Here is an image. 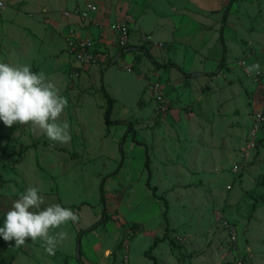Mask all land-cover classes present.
Listing matches in <instances>:
<instances>
[{
    "label": "rangeland",
    "instance_id": "374dc122",
    "mask_svg": "<svg viewBox=\"0 0 264 264\" xmlns=\"http://www.w3.org/2000/svg\"><path fill=\"white\" fill-rule=\"evenodd\" d=\"M0 1V62L30 65L57 85L68 100L61 122L71 136L65 144L52 142L41 130L0 120V227L29 187L40 189L42 208L60 204L79 217L62 226L68 238L55 255L40 240L17 248L0 237V264H154L148 251L159 264H264V75L254 85L233 76L237 59L215 76H176V69L167 75L147 49L150 58L136 49L146 39L128 51L130 23L112 25L113 39L106 41L89 34L94 25L103 27L92 19L68 28L26 7L37 0ZM74 11L64 16L77 17L65 15ZM263 15L264 9L255 26ZM123 25L130 30L125 48L117 41ZM67 29L96 41L102 59L81 64L49 50L55 39L64 46ZM103 88L116 102L112 120L133 124L142 145L132 133L123 144L127 124L108 129ZM152 187L169 202L166 215ZM105 214L111 220L82 236L79 247L80 232Z\"/></svg>",
    "mask_w": 264,
    "mask_h": 264
},
{
    "label": "crops",
    "instance_id": "0c3cea01",
    "mask_svg": "<svg viewBox=\"0 0 264 264\" xmlns=\"http://www.w3.org/2000/svg\"><path fill=\"white\" fill-rule=\"evenodd\" d=\"M229 2L230 0H37L36 4L32 2L26 7L34 10L36 6L43 10L48 15V24L68 27L79 22V18H67L64 16L65 11L87 4L97 6L98 10L91 12V19L103 27L90 26L89 34H104L106 41L112 40V25L130 23L129 41L132 47L143 43L144 38L146 41L143 45L162 65L175 64L184 73L208 75L216 71L224 57L220 22H223ZM263 9L264 0H237L230 8L224 27L226 63L230 64L237 59L234 62L236 72L230 73V66L229 73L233 76L234 73L240 74L253 85L255 81L246 76L245 68L240 66V62L245 61L246 65L259 62L260 72L264 75V17L261 16V23L255 26V19L259 18ZM213 19L216 20L215 23ZM44 36L47 41H51V36L47 33ZM63 36L62 34L64 46L57 45L55 39L51 41L49 50H62L69 56ZM174 69L176 68L170 67L165 72L170 75ZM180 70L176 69V76H179Z\"/></svg>",
    "mask_w": 264,
    "mask_h": 264
},
{
    "label": "clouds",
    "instance_id": "9594fccd",
    "mask_svg": "<svg viewBox=\"0 0 264 264\" xmlns=\"http://www.w3.org/2000/svg\"><path fill=\"white\" fill-rule=\"evenodd\" d=\"M244 70L258 75L261 65L257 62ZM67 105V98L43 71L33 72L27 64L13 66L0 62V120L6 126H31L33 131H43L52 142L68 143L70 126L66 121L61 122ZM39 193L37 187H29L13 201L0 227V237L7 242L14 240L17 248L28 240L43 241L45 252L51 256L55 255L58 244L68 238L62 226L69 221L78 222L79 217L60 204L42 208L44 197Z\"/></svg>",
    "mask_w": 264,
    "mask_h": 264
},
{
    "label": "trees",
    "instance_id": "16d2710c",
    "mask_svg": "<svg viewBox=\"0 0 264 264\" xmlns=\"http://www.w3.org/2000/svg\"><path fill=\"white\" fill-rule=\"evenodd\" d=\"M237 0H230L229 2V6L224 14V18H223V24H222V29H221V34H220V40H221V43L223 45V48H224V57L219 65V70H223L225 68V62H226V52H227V46H226V41H225V37H224V27H225V24L227 22V19H228V14H229V11H230V8L231 6L236 2ZM134 48L133 47H130L128 49V51L132 52ZM137 50L139 51H144L146 53V55L150 58V54L148 53V51L146 50V47L143 45L142 47L140 48H137ZM156 67H158L159 69H167V68H170V67H173V68H176L178 70H180V68L178 66H176L175 64H165V65H162V64H159L158 62H155L153 61L152 62ZM181 71V70H180ZM185 76L186 74L184 72H182ZM217 73H213L211 74V76H215ZM103 92L108 100V108L106 110V113H105V122H106V125L108 127V129H110L112 126L114 125H122V124H127L128 125V130L126 132V134L124 135V137L122 138V142L124 144V142H126V139L128 137V135L130 133L133 134V142L137 145H142L140 143H138L136 141V131L135 129L133 128V124L131 123H125V122H119V121H114L112 120V112H113V106L114 104L116 103L115 100L108 94V92L105 90V88H103ZM146 155H147V158H146V163H145V167L146 169H149L150 170V162H151V159H150V155H149V151H148V148H146ZM121 167H122V164L119 165V168L117 169L116 174H118L121 170ZM150 174V173H149ZM150 177L148 178V185H150ZM105 182L106 180L104 179L101 183V195H102V201L104 203V206H105V192H104V186H105ZM150 190L152 191L154 197L157 199V200H160V201H163L164 203V207L166 209V212H165V215L166 213L168 212V209H169V202L167 201L166 198L164 197H161V196H157V188L156 187H152L150 188ZM111 219L109 217L106 216V214L104 215L103 219L98 222L96 225H94L92 228H90L89 230L87 231H81L80 232V236H79V240H78V245L79 247H81V239H82V236H84L85 234H87L88 232L91 233L93 232L94 230H96L99 226L101 225H106ZM1 225V223H0ZM157 247V244H155L153 246L152 249L156 248ZM146 257H148L150 260H152L154 262V264H159L158 263V260L157 258L152 255L150 253V251H148L146 253Z\"/></svg>",
    "mask_w": 264,
    "mask_h": 264
},
{
    "label": "built area",
    "instance_id": "2783aa9c",
    "mask_svg": "<svg viewBox=\"0 0 264 264\" xmlns=\"http://www.w3.org/2000/svg\"><path fill=\"white\" fill-rule=\"evenodd\" d=\"M5 8V4L0 1V11ZM96 7H89L88 9H79L74 11L73 13H66V16H70L71 14H76L79 18V23L86 20L91 21L90 13L94 12ZM119 38L117 41L119 42L122 48H125L128 45V38L130 30L126 25L120 26L118 29ZM65 42L67 45V52L71 55L74 61L80 62L81 64H91L96 63L102 59L101 52L95 45L94 40L82 38L75 30H68L65 34ZM245 61L240 62V66L244 67L247 66ZM246 76L251 78L253 81L257 83H261L260 78L263 76L262 72L259 74H249L245 71ZM264 91V86H262ZM159 100H162V97H158ZM254 140V136H253ZM251 140V142L253 141ZM252 146L254 147L255 144L252 142Z\"/></svg>",
    "mask_w": 264,
    "mask_h": 264
}]
</instances>
